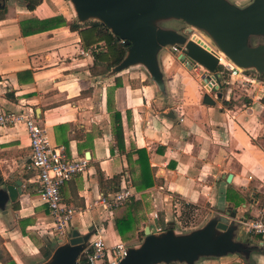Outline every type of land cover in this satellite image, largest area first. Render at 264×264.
<instances>
[{
	"label": "crops",
	"instance_id": "1",
	"mask_svg": "<svg viewBox=\"0 0 264 264\" xmlns=\"http://www.w3.org/2000/svg\"><path fill=\"white\" fill-rule=\"evenodd\" d=\"M3 8L0 110L32 117L44 128L50 145L64 147L67 158L88 159L86 171L60 188L62 202L75 210L71 231L92 233L81 256L88 252L97 232L105 238L107 247L121 242L127 249L139 246L124 242L132 236L136 239L145 227L153 234L172 230L175 235H185L177 231L180 222L169 218L168 207L184 209L192 205L211 212L210 221L232 228L234 242L241 246V250L224 256L199 257L193 264H264V241L247 234L240 224L257 217L264 207V90L237 106L234 102L239 100L234 97L242 84L227 85V76L218 68L224 75L220 74L216 83L219 89H213L212 95L200 82L206 70L173 52L172 46L157 53L163 89L140 64L131 67H142L145 79L123 76L131 67L119 72H114L115 67L101 71L93 67L91 50L83 48L78 32L68 28L75 23L84 29L97 20L80 22L69 0H42L33 11L20 0H5ZM46 19L63 20L65 25L28 36L21 34V24ZM259 38L264 36L252 40ZM241 70L264 82V74L252 68ZM193 72L199 79L190 77ZM205 93L214 105L202 103ZM116 112L122 123V149L115 146L112 115ZM137 150L146 152L153 181L151 187L141 191L133 187L139 177ZM31 156L29 136L22 123L0 128V189L19 180L22 190L16 202L8 201L0 209V233L9 229L14 213L19 221L28 220L26 228L33 227V220L44 223L43 228L50 227L48 208L37 198L35 175L26 168ZM123 187L133 192L127 203L112 210L104 207L101 195H112ZM227 195L234 201H228ZM131 199L140 203L141 220L120 235L116 221L125 218ZM15 203L17 210L13 209ZM158 227L161 232L157 233ZM24 237L20 243L4 240V249L15 264H27L24 261L29 259L34 262L31 264H46L56 247L69 239L52 245L48 237L45 248L29 242L35 251L24 256L19 248L26 243Z\"/></svg>",
	"mask_w": 264,
	"mask_h": 264
},
{
	"label": "water",
	"instance_id": "2",
	"mask_svg": "<svg viewBox=\"0 0 264 264\" xmlns=\"http://www.w3.org/2000/svg\"><path fill=\"white\" fill-rule=\"evenodd\" d=\"M80 22L97 20L127 47L123 61L115 67L119 72L140 64L155 84L163 89L157 53L165 47L177 46L185 58L204 68L217 82L220 80L217 58L203 46L173 30L154 26L159 18L171 17L204 32L216 47L237 67L254 69L264 74V44L253 39L264 36V0H251L237 6L227 0H69ZM206 47V46H204ZM210 77V76H208ZM202 103L214 105L205 93ZM227 182L231 175L227 176ZM19 180L0 189V209L21 195ZM217 231L221 234H217ZM92 233L80 235L76 229L67 244L54 250L46 264H81V256ZM144 240L138 248H128L119 264H159L183 262L193 264L199 257L224 256L241 250L234 242L233 230L220 221H209L203 228L188 235H175L172 230L153 234L145 227Z\"/></svg>",
	"mask_w": 264,
	"mask_h": 264
},
{
	"label": "built area",
	"instance_id": "3",
	"mask_svg": "<svg viewBox=\"0 0 264 264\" xmlns=\"http://www.w3.org/2000/svg\"><path fill=\"white\" fill-rule=\"evenodd\" d=\"M187 38L201 46H206H203V48L217 58L218 68H221L228 78L227 85L238 82L242 86L256 87L258 91L264 90L263 81L247 75L244 70L237 67L216 47L207 35L202 36L194 32ZM172 50L173 52L181 53L177 46H172ZM196 66L199 65L197 64ZM206 73L200 79L201 86L208 92L213 89H219V86L216 85L218 82L207 71ZM224 73L220 74L224 75ZM256 89L252 90L251 98L257 96L253 94ZM17 123H22L25 126L29 136L32 156L26 168L34 173L35 183L38 186L37 198L41 204L48 208L50 214V227L46 226V230L49 231L56 243H61L69 237L75 210L67 207L62 202L60 188L73 176L86 171L88 159L85 157L67 158L64 147L50 145L44 128L38 126L32 117L24 113L13 114L0 110V128ZM132 194L131 188L123 187L112 195H101L100 200L104 207L112 210L124 206L132 197ZM153 219H158L157 214L153 215ZM240 224L247 234L260 236L262 241H264V207L260 210L257 217L249 221H241ZM156 232H161V229L159 227L156 228ZM126 254L127 248L123 243L117 242L107 247L105 238L97 232L89 243V250L85 254V262L87 264H119Z\"/></svg>",
	"mask_w": 264,
	"mask_h": 264
},
{
	"label": "trees",
	"instance_id": "4",
	"mask_svg": "<svg viewBox=\"0 0 264 264\" xmlns=\"http://www.w3.org/2000/svg\"><path fill=\"white\" fill-rule=\"evenodd\" d=\"M28 11H33L41 3L42 0H20ZM5 0L2 5L0 3V19L5 13L4 7ZM59 25H65V21H58L56 19H46L43 21L29 20L27 23L21 24V34L28 36L43 31H48L59 27ZM71 31H77L81 39L84 49L91 50L93 55V67H98V70L107 71L113 67L118 66L124 59L127 47L125 44L114 34L110 32L104 25L98 21H92L89 25L81 29L79 25L71 23L68 25ZM259 42H264L263 38L258 39ZM96 70V69H95ZM113 117V133L115 139V146L118 149H122L124 142L122 137V123L121 117L118 112L112 115ZM138 156L137 165L139 167V177L133 181V187L137 191L147 189L153 185L152 177L149 173L148 164L146 162V152L144 150H137ZM238 197V195H237ZM239 198V197H238ZM228 201H234L227 195ZM234 203V202H233ZM17 203L13 205V209L17 210ZM128 212L125 218L116 221V227L120 235H123L126 231L131 229L132 224H139L141 216V206L139 202L131 199L128 204ZM184 209L195 210L192 205L184 206ZM47 210V209H46ZM48 211V210H47ZM28 220L22 221L21 231H24L29 223ZM4 264V263H3ZM5 264H15L12 260H8ZM81 264H87L83 261Z\"/></svg>",
	"mask_w": 264,
	"mask_h": 264
},
{
	"label": "rangeland",
	"instance_id": "5",
	"mask_svg": "<svg viewBox=\"0 0 264 264\" xmlns=\"http://www.w3.org/2000/svg\"><path fill=\"white\" fill-rule=\"evenodd\" d=\"M229 3H232L237 6H242L245 2L249 0H227ZM154 26L158 29L161 30H173L176 31L180 34L185 35L186 37L190 36L192 33H197L199 35H206L204 32L190 27L187 25L184 21L179 20V19H174L171 17H165V18H159L156 21H154ZM196 29V30H193ZM199 31V32H198ZM202 33V34H201ZM248 44L250 46H253L254 40L249 39ZM123 76L125 77H134L138 78L137 80H140L142 78L145 79V71L142 69L140 66L136 67H131L130 69L126 70L123 73ZM190 77H192L194 80L199 79V75L196 72H193L190 74ZM148 82L147 80L145 83ZM174 88H172L173 90ZM252 88L242 86L239 89V92H237L236 96L234 98H237L239 100L235 101L237 106H241L246 103V99H249V96L252 93ZM211 94H215V91H212ZM253 94L258 95V89H256ZM239 96V97H238ZM158 200H156V203L158 204ZM202 206H206L204 203ZM152 207V206H151ZM169 208V218L173 219L175 217L179 222L180 225L177 226L179 228L177 231H182L185 233V235L190 234L193 231L199 230L203 228L207 222L210 221V216L211 212L206 210L205 208H197L195 210H188V209H183L182 206H178L177 208H172L171 206ZM18 214L14 213L13 215L11 214V217L9 218V229L6 230V232L0 233V259L1 262L5 264L8 260H12L9 256V253L5 251L4 249V240L10 239L13 241H18L20 243L21 240H23L24 237V242L25 244H20L19 248L23 252L22 254L24 256H29L31 253L35 251V249L29 245V242H33L37 245H40L41 247L45 248V246L48 245L49 239L48 237L52 238L51 234L49 233L46 228H43L42 226H45L44 223L41 222H36V220L32 221L33 227L25 228L24 231H21L22 227V222L18 220ZM129 239V237H128ZM52 245L57 244L54 239H50ZM144 240V235L142 233V229H140L137 233V238L135 239L134 236H132L129 239V242H124L127 245H134L138 244L139 246L141 245L142 241ZM137 246L136 248H138ZM13 261V260H12ZM31 264L34 263L32 261L27 260L24 261V263ZM19 264H21L18 261Z\"/></svg>",
	"mask_w": 264,
	"mask_h": 264
}]
</instances>
